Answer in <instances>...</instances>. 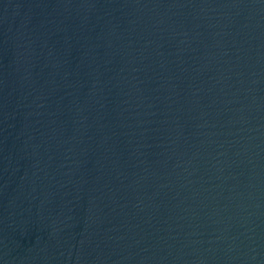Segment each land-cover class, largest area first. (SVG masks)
<instances>
[{
  "label": "water",
  "instance_id": "95a60500",
  "mask_svg": "<svg viewBox=\"0 0 264 264\" xmlns=\"http://www.w3.org/2000/svg\"><path fill=\"white\" fill-rule=\"evenodd\" d=\"M0 264H264V0H0Z\"/></svg>",
  "mask_w": 264,
  "mask_h": 264
}]
</instances>
